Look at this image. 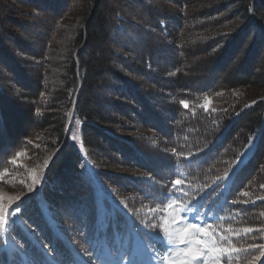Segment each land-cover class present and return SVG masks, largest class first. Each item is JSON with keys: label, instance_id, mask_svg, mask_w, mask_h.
Listing matches in <instances>:
<instances>
[{"label": "trees", "instance_id": "trees-1", "mask_svg": "<svg viewBox=\"0 0 264 264\" xmlns=\"http://www.w3.org/2000/svg\"><path fill=\"white\" fill-rule=\"evenodd\" d=\"M247 87L264 93V0H0V175L34 139L54 152L17 203L14 254L58 263L63 242L86 253L98 232L139 223L177 176L202 189L226 172V225L257 229L238 242L264 245V98L200 107Z\"/></svg>", "mask_w": 264, "mask_h": 264}, {"label": "rangeland", "instance_id": "rangeland-1", "mask_svg": "<svg viewBox=\"0 0 264 264\" xmlns=\"http://www.w3.org/2000/svg\"><path fill=\"white\" fill-rule=\"evenodd\" d=\"M163 5L170 7L169 5ZM263 98L264 93L260 90L251 87L239 88L231 93L229 99L215 100L210 98L211 103L208 105L207 111H212V109H215L214 112L233 110L237 107L235 106L236 104H240V107L242 106V108H247ZM203 103L204 100L201 104ZM73 135H76L78 139L73 140ZM71 140L78 146L82 155H85L84 149L81 147V145H83L81 123L79 126H76L74 122ZM30 144L32 146L30 149L23 150L18 153L19 155L17 154L16 157H14L12 170L7 171L6 173L3 172L0 175V194L5 196L19 194L22 199L38 189L39 184L43 180V175L54 157V152L50 148L42 145L43 137L32 140ZM254 147L255 144L252 143L238 161V164L245 161L250 156ZM45 160L48 161L47 166L44 165ZM33 175L38 176L40 182L34 185L33 191H29L28 185L32 183ZM20 181H24V183L21 184ZM215 183L202 189H197L193 186H184L183 192L178 193L177 195H179L181 201L190 204L192 208V211L185 214V221L198 224L201 227H204L205 231H215L218 238L219 234H227L224 232V229L228 227L226 225L228 217L223 214L221 209H218L213 214V209L217 207L219 203L221 204L222 199L220 196L226 191V188L220 190L222 188L221 183ZM228 183L229 181H226L225 186H227ZM106 190L110 196H113L114 199H116L117 203H120L121 205L126 203V195L117 193V191L111 188ZM183 193H187V195H184ZM121 201H123V203H121ZM17 202L18 201L14 202L10 206L9 211L15 209ZM159 202H154L152 205L143 208L140 214L135 213L134 215L136 216V219L139 220V223L131 222L127 225L128 229L124 228L122 231L119 230V232H115V237L112 239V242H107L102 237L97 240L98 235L103 234L106 237L104 233L107 231H102L101 234L98 232L94 240L89 242L90 247H88L86 253L75 254L65 245V243H61L63 247H60V254H57L58 264H130V262L134 261L137 262L136 264H160L159 259L153 256L152 248L149 247L154 241L159 239L152 226H158L161 223V220L158 215L156 218H153V213L149 211L150 209H155ZM4 203H7V200H5ZM111 210L114 212V207H112ZM159 211H164L163 206H161ZM9 220L10 223L7 225L6 235L0 237V257L2 256V264H53L50 255L47 253H42L40 259L36 263L30 261V259L24 254H14L16 243L11 236L8 235V232L9 226L14 224L13 222H19L18 216L10 217ZM141 220H143L144 223H141ZM145 225L149 226L146 228ZM111 226H115V224L112 223ZM232 228L240 229L235 227ZM247 235L248 234L241 233L239 237L232 236L233 243L239 248L247 249L248 243L238 242L239 239L244 238ZM262 252L263 248L257 247L255 249L241 251L239 254L233 253L232 264H248L249 261H251L252 264H256L258 262L257 257L259 254L261 255ZM111 259H114L115 263H112ZM222 264H228L226 257L222 260Z\"/></svg>", "mask_w": 264, "mask_h": 264}, {"label": "snow or ice", "instance_id": "snow-or-ice-1", "mask_svg": "<svg viewBox=\"0 0 264 264\" xmlns=\"http://www.w3.org/2000/svg\"><path fill=\"white\" fill-rule=\"evenodd\" d=\"M179 103L185 109L190 107L187 100H180ZM210 103V98L205 96L204 103L200 107L207 111ZM212 111H215V109H212ZM68 115L71 117V113ZM80 123L81 121L79 120L75 121L76 126H79ZM72 139L77 140L78 137L73 135ZM171 152L175 156L183 157L184 159H189L192 155L190 152L185 155L183 152H178L175 148H172ZM47 163L48 161L45 160L44 165L47 166ZM6 172L7 170L5 169ZM227 177L228 173L226 172L224 177L218 176L216 180L227 179ZM39 182V177L33 175L32 183L28 185V190L33 191L34 185ZM20 183L23 184L24 181H20ZM184 184L185 181L180 176H177L176 179L171 181L172 192L162 193L160 202L156 208L149 210L153 213V218H156L158 215L161 220L158 226H152L159 239L149 246L153 250V256L159 259L160 264H201V262L202 264H222V260L225 257L228 260V264H232L233 253L239 254L241 251L255 249L257 247L264 248V245L250 243L247 245V249H242L233 243L232 236L239 237L241 233L250 234L253 231H257V229L252 227L233 229L229 224L224 229V232L227 234H219L217 238L215 231L208 232L198 224L186 222L184 216L189 211H192V208L190 204L181 201L179 195H177L183 192ZM261 187L264 188V185H261ZM183 194L187 195V193ZM242 195L247 196L248 193L244 192ZM20 199L21 196L19 194L14 196L0 194V237H4L7 233V225L10 223L9 217H15L21 212L19 204L16 205L15 209L9 211L10 206L14 202L20 201ZM260 199H264V197H260ZM5 200H7V203H4ZM233 202L235 203L236 201ZM161 206H163L164 211H159ZM125 207H127L126 204ZM141 223H144V221L141 220ZM148 226L145 225L146 228ZM55 251V248L51 249V252ZM130 264H134V262H130ZM248 264H252V262L249 261Z\"/></svg>", "mask_w": 264, "mask_h": 264}]
</instances>
